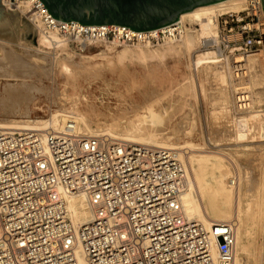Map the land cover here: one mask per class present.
I'll return each instance as SVG.
<instances>
[{
    "label": "built area",
    "instance_id": "2783aa9c",
    "mask_svg": "<svg viewBox=\"0 0 264 264\" xmlns=\"http://www.w3.org/2000/svg\"><path fill=\"white\" fill-rule=\"evenodd\" d=\"M29 1L37 30L63 43L50 39L55 47L156 46L178 41L184 28L178 21L154 33L84 26L55 20L40 0ZM244 1L243 10L215 18L217 34L201 46L231 60L237 80L246 78V68L233 62L264 51L261 0ZM185 185V170L170 150L82 136L70 122L59 130L0 129V264H79L78 246L84 264H233L235 221L205 227L186 219ZM77 194L87 196L92 217L75 228L65 199Z\"/></svg>",
    "mask_w": 264,
    "mask_h": 264
},
{
    "label": "bare ground",
    "instance_id": "6f19581e",
    "mask_svg": "<svg viewBox=\"0 0 264 264\" xmlns=\"http://www.w3.org/2000/svg\"><path fill=\"white\" fill-rule=\"evenodd\" d=\"M29 5V0H20L15 7V10L17 9L21 13L24 11L28 12ZM244 5V0H223L206 6L197 7L179 16L178 22L181 23L184 28L182 36L178 41H166L162 44L156 45L157 47H162L152 50L149 48L154 47L147 43L134 45L132 46L134 49H130L129 46H124V49H122L114 59L101 57L108 65L113 64V66L124 68L121 72H116L115 70H118L116 68L111 69L112 66L107 69L108 71H104L101 63L90 64L86 59H83L82 62L72 61L70 63H67L64 60H59L57 63L56 58L53 59L52 64H48V61H46L44 57L28 59L23 56L12 54L5 42L0 40V78L5 79L4 86H1L2 94L0 95V111L4 115L24 116L28 118V105L31 103L32 98L28 99L25 97V95L28 94L25 93L28 88L26 86L30 85V82L27 84L25 81H22V79L25 78H30L29 81L35 79L41 81L40 79L42 78H46V80L52 78L55 81V79L60 78L62 80L61 84L64 87H67V85L76 86L77 82L81 79L87 81L89 79L102 78L105 76L104 73L108 72L112 78H115L113 80L117 81L119 85L125 83L128 87L137 88L139 86L143 89L146 86L151 87L149 93H144L143 95L145 98L143 104H140L138 107L135 106L134 110L130 107V110L135 112V117L130 122L129 129L125 132H119L115 126L101 129L96 124L95 129L93 130L91 128L93 123L89 118L90 114L83 113L79 110L81 96L77 94L70 96L69 101L72 107L69 111L61 110L59 107V109L57 108L58 110H55L52 115L48 116L50 117L49 119L47 118L48 120H0V129L42 131L46 128H52L59 130L64 127L67 122H70L72 123L75 132L82 136H107L114 140H123L133 144L159 147L173 151L181 162L186 173V185L183 192L180 194V205L186 219L197 221L205 227H209L213 222H228L232 217V214L230 213V205L233 203L234 199L236 200V212L233 216L236 221L234 231L235 253L233 264H239V252L248 250L244 240H247V237L250 234L249 230L251 228L249 227L251 223H257V219L261 221V217L264 215V181L257 182L254 189L255 200L252 202L249 195L250 189H248L249 182L248 177L246 176L247 173H245L246 171L239 166L237 160H233L235 163L234 166L237 168L236 175L233 177L231 170L227 165L229 161L226 163V159H224L225 153L221 154L217 152L218 155H202L194 153L184 157L185 153L182 150L186 148L190 152H199L208 147L205 146V144H203L205 147H201L191 142H184L182 146L177 144V142L181 140L184 131L182 130L184 127L182 124L179 125L180 127H176L173 131L175 139L173 143L169 137H166L165 140H161L156 137L153 131L144 132L142 126L147 121H150V124L153 125L159 120L160 116H158L153 110V105L157 103L160 98H169L175 95L179 99H185L184 101H186L188 97L196 92V85L193 76H182L181 79L177 81L175 90L165 91L161 95H156L154 92L155 88L173 81V79L170 78L171 76H167L171 73L165 63L167 58H175L180 54H185L186 57H189L198 45L197 52H213L208 49L200 50V47L202 46V41L204 39L208 40L215 38L217 34L215 18L219 14L225 12L239 11ZM2 6L5 7L7 11L11 10L8 3H3ZM184 21L188 24L185 25L183 23ZM191 24H194L199 28L194 29L189 27ZM37 26L39 25L35 24V27ZM157 30L158 29L151 30L148 31V33H154ZM37 34H39V36L37 39L36 51H39L40 47H44L45 49L51 48L53 46L51 40H57L59 42L56 36L51 35V38H48L41 32V30L37 31ZM58 44L63 43L59 42ZM32 50L34 49L32 48ZM204 55H206V59L211 60V57L208 56V52L204 53ZM217 57L219 58L218 55ZM217 57L215 56V58H213L214 64ZM219 59L221 61L225 60L221 58ZM226 61L227 60H225V62ZM240 62H243L244 67L246 68V78L249 77V79L248 81L245 78L236 80L234 77V90L236 95L241 94V91H244L247 93V96H240L238 100L241 101H238V97H236V102L241 104L236 105L235 103L234 108L237 110L238 114L242 112H246V114L240 116L238 119L235 118V120H232V122L234 121L232 125L235 132L233 135L236 136L235 141H245L248 138H251L252 140L257 138L258 140V138H261L264 134V125L257 122L256 116L252 114L251 110L264 107V51L249 54L245 56L244 59L237 60L233 63L238 64ZM133 63L140 64L146 69L141 77L139 74L133 75L127 71L126 66ZM217 65L219 66V63ZM225 65L228 68L227 71L232 68L230 63H225ZM174 66L178 69L179 63L176 62ZM214 66H216V64ZM223 68L225 67L223 66ZM214 71L216 72L217 70ZM224 73L225 72L221 70L216 72V75L218 76L216 81L218 82V86L220 85L219 87L226 85V74ZM200 89L201 92H204L202 85ZM221 92L223 94L222 90ZM22 93H25V95L23 96ZM223 98H225V95ZM53 99L58 103H65L67 100L64 93L60 91L58 87L55 89ZM91 111H94L93 107H91ZM221 111L224 112V115L222 118L221 116L218 117L219 119H224L226 121L227 118H229L227 117L229 110L228 105H226L225 102L222 104L219 112ZM214 124H218L217 118ZM230 130H232V128H230ZM102 132L105 134H101ZM212 142L215 143L216 141L212 140ZM226 180L228 181L226 182ZM244 195L247 196V206L245 215L242 217L240 199ZM65 200L66 210L69 214L72 225L75 228L87 223L91 219L92 213L86 195H72L66 197ZM252 204H254L253 207L255 208L251 213ZM217 255V249L213 247V256L217 257ZM75 256L79 264H84L79 246L75 249Z\"/></svg>",
    "mask_w": 264,
    "mask_h": 264
},
{
    "label": "rangeland",
    "instance_id": "374dc122",
    "mask_svg": "<svg viewBox=\"0 0 264 264\" xmlns=\"http://www.w3.org/2000/svg\"><path fill=\"white\" fill-rule=\"evenodd\" d=\"M17 1L18 0L15 2L12 1V5L10 4L11 10L7 11L5 7H3L16 43L3 39L0 40L5 42L12 54L23 56L28 59H32L34 57H44L45 60L48 61V64H52L53 59L56 58L57 63L59 60H64L65 62L70 63L72 61L82 62L83 59H86V61L90 64L101 63L104 71H108L107 69L111 66V69H118L115 70L116 72H121L122 69H124L122 67L113 66V64L108 65L105 63L104 59L101 58L105 57L114 59L116 55L124 49V46H116L111 44V42L105 41L91 43L81 50H78L73 45L68 44L65 46L62 45V47L52 46L48 49L40 47V49L38 48L39 51H36L37 39L39 36V34H37V27H35V23L33 24L29 18V13L26 11L21 13L19 10H15ZM243 8L239 11L243 10ZM30 12H33V10H30ZM183 23L185 25L188 24L186 21ZM189 27L194 29L199 28L194 24H191ZM132 46L134 45H129V48L134 49ZM153 47L154 48L149 49H157L162 46ZM198 47L199 45L197 48ZM32 48L35 51L32 50ZM197 48H195L196 51H192L189 57L187 56L185 59L180 60L178 69L174 66L177 62L175 58H167L165 63L168 70L171 72L167 76H171L170 78L173 79V81L171 83H165L154 89L156 95H161L165 91L175 90L177 81L181 79L182 76H193L194 83L196 85V92L192 96L188 97L186 101H184L185 99H179L175 95L169 98H160V100L153 105V110L158 116H160L159 120L153 125L150 124V121L145 122L142 126V130L144 132L153 131L156 137L161 140H165L166 137H169L173 143L175 141L173 131L176 127H180L179 125L182 124V126H184L182 128V130H184V134L182 133L181 140H179L177 144L182 146L184 142H191L201 147H208L199 152H190L186 148L182 150L186 155H184V157L194 153L202 155H218L217 152L221 154L225 153L224 159H226V163L229 161L227 165L229 166L233 177H235L237 172V168H235L233 160H237L239 166L246 171L245 173H247L246 176L248 177L249 182L248 189H250L249 195L253 202L255 200L254 189L257 182L264 181V134L261 138H258V140L257 138H254L253 140L248 138L245 141H235L236 136L233 135L235 132L232 125L234 121L232 122V120H235V118L238 119L240 116L245 115L246 112H239L240 114H238L237 110L234 108L235 98L237 97L234 90V76L232 74V69L230 68V70L227 71L228 68L225 65V63H230V65H232V62L229 59V62H225V60L221 61L217 55L211 51L197 52ZM200 50L204 49L200 47ZM206 52L209 53L208 56L211 57V60L205 58L206 55H204V53ZM215 56L217 57V60L214 61L216 66H214L215 64L213 63V58H215ZM218 63L219 66L217 65ZM223 66L226 69L223 68ZM126 68L130 74H139L140 77L146 70L143 66L137 63L129 64ZM214 70H221L225 72V86H218V82L216 81V78H218L216 75L217 71L215 72ZM104 74L105 76L102 78L89 79L87 81H83L81 79L77 82L76 86L67 85V87H64L61 84L62 80L60 78L55 79V81L52 78L47 80L46 78H42L40 79L41 81L36 79L29 81L30 78L22 79V81H25L27 84L30 82V85L26 86L29 89L27 88L28 91L26 90L25 92L26 94H29H27L29 97L25 95V93H22L23 96L25 95L28 99L32 98L31 103L28 105V118L24 116L4 115L0 111V120H48L50 118L48 116L52 115L55 110L59 109V107L61 110L69 111L72 107L69 101L70 96L77 94L81 96L79 110L83 113L90 114L89 118L93 123L91 126L93 130L95 129L96 124L101 129L115 126L119 132H125L129 129V124L135 117V112L131 111L130 107L134 110L135 106L138 107L140 104H143L145 101L143 95L144 93H149L151 87L146 86L143 89L139 86V88L128 87L125 83L119 85L117 81L113 80L115 78H112L108 72ZM245 79L248 81L249 77ZM4 83L5 79L0 78V95L2 94V87L4 86ZM201 85L204 88V92H201ZM57 87L66 96L67 100L65 103H58L53 99V94L55 93V89H57ZM221 90L223 91V94ZM224 95L225 98H223ZM224 102L228 105L229 110L227 114V117L229 118H227L226 121L224 119H219L220 116L222 118L224 115L223 111L219 112ZM91 107L94 108L93 112L91 111ZM251 112L256 116L257 122L264 125V107L261 109H252ZM216 118L218 120V124H214L216 122ZM230 128H232V130H230ZM101 134L105 133L102 132ZM212 140L216 142L213 143ZM203 144H205V146H203ZM227 181L228 180H226V182ZM246 206L247 196L244 195L240 199L242 217L245 215ZM253 206L254 204L251 206V213L255 208ZM235 212L236 200L234 199L233 203L230 205V213L232 214V217L229 221H235L233 217ZM261 218V221L257 219V223H251L249 227L251 228L249 230L250 234L248 235L247 240H244L248 250L239 252V264H264V215Z\"/></svg>",
    "mask_w": 264,
    "mask_h": 264
},
{
    "label": "water",
    "instance_id": "95a60500",
    "mask_svg": "<svg viewBox=\"0 0 264 264\" xmlns=\"http://www.w3.org/2000/svg\"><path fill=\"white\" fill-rule=\"evenodd\" d=\"M48 14L84 26L113 25L135 32L160 29L194 8L223 0H40ZM264 15V0H261ZM0 39L16 43L0 0Z\"/></svg>",
    "mask_w": 264,
    "mask_h": 264
},
{
    "label": "crops",
    "instance_id": "0c3cea01",
    "mask_svg": "<svg viewBox=\"0 0 264 264\" xmlns=\"http://www.w3.org/2000/svg\"><path fill=\"white\" fill-rule=\"evenodd\" d=\"M169 58H172V57H169ZM186 58V55L185 54H180L179 56L175 57V60L179 63L180 60L182 59H185Z\"/></svg>",
    "mask_w": 264,
    "mask_h": 264
}]
</instances>
